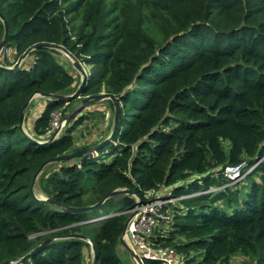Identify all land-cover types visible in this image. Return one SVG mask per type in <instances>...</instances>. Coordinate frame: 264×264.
Instances as JSON below:
<instances>
[{"label":"trees","instance_id":"obj_1","mask_svg":"<svg viewBox=\"0 0 264 264\" xmlns=\"http://www.w3.org/2000/svg\"><path fill=\"white\" fill-rule=\"evenodd\" d=\"M0 13L9 24L4 67L37 45L63 46L95 70L83 97L105 92L121 103L117 132L97 157L44 169L32 190L46 161L107 137L76 146L73 132L90 113L45 146L21 131L24 106L37 91L77 90L58 51L32 52L30 69L0 68V264L68 234L87 236L98 264H123L118 246L135 196L109 199L104 207L119 210L92 225L82 223L94 213H66L37 191L59 205L85 207L119 189L146 202L149 192L169 187L179 199L165 209L172 220L155 229L156 247L174 248L182 264H264V0H0ZM4 36L0 19V43ZM44 100L33 129L40 141L53 113L68 104L66 117L74 103ZM259 160L236 183L224 176L227 166L247 162L246 174ZM57 242L19 264H87L88 242Z\"/></svg>","mask_w":264,"mask_h":264},{"label":"water","instance_id":"obj_2","mask_svg":"<svg viewBox=\"0 0 264 264\" xmlns=\"http://www.w3.org/2000/svg\"><path fill=\"white\" fill-rule=\"evenodd\" d=\"M0 19H1V21H3L4 26H5V36H4V39L2 40V42L0 43V53H1L3 48L6 46V43H7L8 37H9V24L1 13H0ZM39 49H51V50H56V51H59V52L66 54L69 58L72 59V62L75 64V67L78 69V71H80L83 79H82L81 85L78 87L76 92L73 93L72 95H69V96H60V95H56V94H43V93L37 91L35 93V95L24 106L22 116H21V121H20V128H21L22 132H24L23 126H24V121H25V112L27 111L29 104L32 102V100L36 96L41 97L43 99H47V100H65L68 102H71V101H74L77 99H82L81 106L78 109H76L71 115H68L65 117L66 126L69 125L70 123H72V121L77 119L82 114L90 113V111H91L90 108L92 106H97V109L98 108L100 109V103H102L106 100H111L114 103L115 117H114L113 131L111 132L110 137H108L106 140L102 141L101 143H99L98 145H96L92 148L84 149V150L77 151V152L70 153V154H66V155H62V156H59L57 158H53V159L46 161L40 167L39 171L36 173V175L34 177L32 190H34V186H35L37 180L39 179L40 175L43 173L44 169L47 166H49L51 164H55V163L69 162V161L74 160L75 158H78V157L91 156V155L97 154V152L100 149L107 146L109 144V142L112 141L115 133L117 132V129L119 127V119L121 117V103H120L119 98H117L114 94L104 92V93H101L98 95H90L87 97H83L81 95L84 88L86 87V85L88 83L89 75L86 72V70L81 66V64L78 62V60H76L74 57H72V55L63 46L54 45V44H50V43L37 45L34 48L27 51L23 55L21 60L19 62H17L16 65H14V67H4V66L0 65V68L4 69L6 71H16L21 67V63L24 60H26L32 52L39 50ZM60 130L61 129L57 130V132L55 134H53L52 137L48 141H45V142L36 141V140L28 137L26 134L25 135L36 145L45 146L49 143H53L57 139V137L59 136ZM121 195L135 196L137 198V203H136V207L133 210L129 211V212H131V215L125 224L124 233H123V236L121 237L120 241L125 246V248L128 250L129 254L131 255V257L133 258V260L135 261L136 264H144L143 260L140 258L139 254L136 252V250L133 247H130L128 245V243L126 242V236H127V230H128L129 224H130L131 220L140 212V209L144 206V200L137 193L132 192L128 189L115 190L113 192L108 193L98 203L91 205V206H85V207H70V206L59 205L56 202H54L53 200H50L48 198H41L39 200L46 201V202L51 203L55 206H58L59 208H61L66 213L87 214V213H95L97 211L102 210V208L105 206L106 202L109 199L117 197V196H121ZM96 220L97 219L87 220V221L83 222L82 224H92ZM76 238L81 239L83 241H86L90 244V246L92 248V253H93V264H98V253H97L96 246L87 236L78 235V234H68L65 236L51 237V238L47 239L45 242H43L42 244H40L38 247H36L34 250H32L30 253H28L27 255L22 257L21 259H19L18 261H7V262L1 263V264H19V263H22L23 261L30 259L33 255L37 254L41 250L47 248L48 246H50L54 242H57L60 240H66V239H76Z\"/></svg>","mask_w":264,"mask_h":264},{"label":"built area","instance_id":"obj_3","mask_svg":"<svg viewBox=\"0 0 264 264\" xmlns=\"http://www.w3.org/2000/svg\"><path fill=\"white\" fill-rule=\"evenodd\" d=\"M4 52L5 54L10 53V49L5 47ZM34 63L35 60L29 62L25 67L30 69ZM67 105L53 113L51 126L48 129L49 135L46 140L55 134L57 130L66 127L64 111ZM261 161H257L254 167ZM247 167V162L241 163L238 166H227L224 171V176L233 183H236L244 178ZM172 191L173 187H169L166 193L149 192L144 206L129 224L126 238L133 244V248L143 261L153 260L161 262L162 264H179L181 257L174 248L156 247L153 241L155 229L161 223H168L173 218L171 211H165L170 204L179 199L174 198ZM107 217L110 216H106L105 218Z\"/></svg>","mask_w":264,"mask_h":264},{"label":"rangeland","instance_id":"obj_4","mask_svg":"<svg viewBox=\"0 0 264 264\" xmlns=\"http://www.w3.org/2000/svg\"><path fill=\"white\" fill-rule=\"evenodd\" d=\"M5 47L3 48L2 52L0 53V65L4 66V64H2L3 62V55L5 56V52H4ZM59 52V51H58ZM60 54L57 56V58L59 59V61L67 68L68 72H70L73 76L76 77V84H78V87L81 85L82 82V75L80 73V71H78V69L75 67V64L72 62V59L69 58L66 54L59 52ZM15 55L11 56L12 61L15 60L14 59ZM29 58H31L30 56L24 60L21 63V66H26L28 65V61ZM21 59L18 60V62ZM33 61V60H32ZM81 66L86 70V72L88 73V75L91 74V72H95L94 69H92V66L88 65L87 63L83 62V61H78ZM17 63V62H16ZM16 65V64H15ZM77 87V89H78ZM104 93V92H103ZM83 95V94H81ZM90 96V95H88ZM41 102H43L42 100H40ZM82 100H74L73 106L71 108L70 111L67 112V116L71 115L76 109H78L81 106V102ZM110 101L111 100H106L102 103H100V109H97V106H92L90 115L91 117L89 119H87L81 126H79V128H77L74 132L73 135L76 138V146H82V145H89L91 143L97 142L99 139L105 138V137H110L111 133L108 134V127L109 125L114 123V117H115V107H114V103H113V108H111L110 105ZM44 102L46 103V101L44 100ZM28 112H25V116ZM94 113V114H92ZM69 125H67L66 127L62 128L60 130L59 133V138L63 137L64 133L66 132V130L68 129ZM23 130L25 131L24 134H27L29 137L32 135V137L37 140L40 141V139H37L33 134L30 135L29 131L27 130V128L24 129L23 126ZM52 137V136H51ZM109 152V151H108ZM95 157H97V154H95ZM81 158V157H79ZM77 158V160L79 159ZM75 159L71 160L70 162H68L67 164H73L75 163ZM60 163H55L54 166L49 165L47 166L45 169L46 170H50L54 167H58ZM255 167H252L249 171L246 172L245 175H247L248 173L252 172L253 169ZM246 171V170H245ZM232 185V184H231ZM214 191V189L212 190ZM38 196L40 198H46V196L44 194H42L41 192H38ZM194 195H191L190 197H192ZM92 201V197H90V193H88L86 195V197L84 198V202L86 204L90 203ZM120 206H107L106 208L103 207L102 210L95 212L94 214L90 215V218H104L105 215L112 216L114 214L115 211L119 210ZM97 217V218H96ZM92 225H96L95 223ZM94 233V228H90L89 230V234H93ZM126 242L128 243V245L130 247H133V244H131V242L129 240H127L126 238ZM57 244H59V242H56ZM54 246V245H53ZM87 254V264H93V253H92V248L91 250H88L86 252ZM118 256L121 260V262L123 264H136L135 261L133 260V258L131 257V255L129 254L128 250L125 248V246L123 244H120L118 246ZM183 260L180 259L179 264H182Z\"/></svg>","mask_w":264,"mask_h":264},{"label":"crops","instance_id":"obj_5","mask_svg":"<svg viewBox=\"0 0 264 264\" xmlns=\"http://www.w3.org/2000/svg\"><path fill=\"white\" fill-rule=\"evenodd\" d=\"M29 62H30V60L28 61V63ZM40 100H42L43 102H41ZM45 105H46V103L44 102V99L41 98V97H38V96H36L32 100V102L29 104V107H28V109L26 111L28 113L25 116L24 129L27 128V130L29 131L30 135L34 134V130L33 129H34L36 120L39 118L41 113L44 111Z\"/></svg>","mask_w":264,"mask_h":264},{"label":"clouds","instance_id":"obj_6","mask_svg":"<svg viewBox=\"0 0 264 264\" xmlns=\"http://www.w3.org/2000/svg\"><path fill=\"white\" fill-rule=\"evenodd\" d=\"M89 77H90V75H89ZM66 105H67V104H66ZM67 106H68V105H67ZM24 132H25V131H24ZM26 135H27V134H26ZM27 136H28V135H27ZM28 137H29V136H28ZM58 137H59V136H58ZM58 137H57V139H59ZM30 138L34 139V138L32 137V135L30 136ZM46 138H47V136H46ZM46 138H45V140L40 141V142L48 141L51 137H50L48 140H46ZM34 140H35V139H34ZM36 141H37V140H36ZM91 220H94V219H91ZM101 220H102V218H97V220L94 221L93 223H96V222L101 221Z\"/></svg>","mask_w":264,"mask_h":264}]
</instances>
